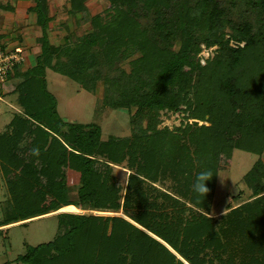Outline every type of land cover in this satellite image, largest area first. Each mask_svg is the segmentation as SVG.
Listing matches in <instances>:
<instances>
[{
  "label": "trees",
  "instance_id": "1",
  "mask_svg": "<svg viewBox=\"0 0 264 264\" xmlns=\"http://www.w3.org/2000/svg\"><path fill=\"white\" fill-rule=\"evenodd\" d=\"M34 1L43 33L45 0ZM70 1L73 9L84 10L86 0ZM107 1L102 13L90 17L92 29L78 42H45L34 65L12 67L21 112L0 134L9 206L0 225L74 205L87 211L121 208L137 226L121 216L58 213L52 240L26 246L15 260L264 264V194L209 216L220 156H229L234 148L257 156L263 151L264 0H243L253 20L245 13L232 19L219 0ZM202 46H216L203 63L198 55ZM135 53L139 55L128 62V72L115 67L114 77L102 75L113 56L124 60ZM46 69L88 92L99 80L110 84L113 92L107 88L95 112L103 106L127 111L130 135L103 140L97 123L63 120L46 89ZM161 111H182L209 124L193 122L175 131L158 128ZM236 130L237 136L229 139ZM122 162L130 171L124 194L112 175L113 165ZM205 169L211 176L205 182L208 192L201 195L193 183ZM165 176L171 180L169 193L152 185ZM244 182L254 195L264 192L260 159L245 173Z\"/></svg>",
  "mask_w": 264,
  "mask_h": 264
},
{
  "label": "rangeland",
  "instance_id": "2",
  "mask_svg": "<svg viewBox=\"0 0 264 264\" xmlns=\"http://www.w3.org/2000/svg\"><path fill=\"white\" fill-rule=\"evenodd\" d=\"M44 3L46 29L42 33L41 26L37 22L34 0H0V46H3L6 52L16 51L24 57L18 63L19 70H24L35 64L37 55L40 53V45L45 42L59 46H63L64 43L72 44L78 42L79 37L89 33L92 29L90 17L102 13L108 6L107 0H86L83 2L84 10L79 11L72 8L70 0H45ZM219 3L226 9V12L232 19H235L241 13L249 16L247 2L243 3V0H219ZM253 16L254 14L250 15L249 18L253 20ZM228 31L229 29H224L225 39L229 36ZM229 44L235 45L231 39H229ZM215 49L216 46L207 49L202 46V50L198 54L200 62L203 63L207 57H211ZM138 55V53H135L124 60L113 56L112 66L110 68H103L101 71L102 75L114 77L118 74L114 70L115 67L118 69L122 68L128 72V62ZM61 59L64 62L67 60L63 55ZM52 62H54V58ZM10 71L8 78L4 80V83L0 84V134L4 132L13 115L21 112L16 104V95L14 94L16 91H13L16 79ZM45 80L46 89L55 98L57 113L63 120L79 123L95 122L100 127L101 138L103 140L108 136L124 137L130 135L131 126L127 111L103 106L100 111L95 112L98 106L103 105L102 100L108 94L107 88L111 86L110 84L99 80L96 82L95 88L91 93L79 89L76 82L50 69L45 70ZM111 92H113L112 87H110V94ZM184 115L185 113L182 111H161L160 122L157 127H167L169 130L175 131L178 127L183 128L185 124L192 126L193 122H196L198 125L209 124L208 122L198 121ZM144 123L143 121L142 124L144 125ZM237 134L236 130L233 134L228 135V138L233 139ZM184 141L189 145L186 139ZM257 159H260L264 165V146L260 156L236 148L231 150L229 156L224 154L220 156L219 170L211 197L209 216L217 217L229 208L250 203L256 197L264 194V192H261L258 195H254L252 189L244 182L245 173ZM3 172L4 169L0 168V222L6 217L9 207ZM129 172L125 167V162L113 165L112 167L113 181L122 188L123 194ZM166 176L162 182L152 183V185L160 191L169 193L171 180L166 178ZM69 191L72 194L74 187H70ZM186 205L188 206L189 204L187 203ZM68 206L75 207L74 205ZM75 208V214L89 213L102 216H121L137 226L128 216L123 214L121 208L117 212L87 211ZM53 211L45 213L48 214L47 216L32 220L31 218L26 219L17 222L18 224H13L12 222L10 223L11 226L1 230L0 264H27L15 260L18 255L26 252V246H36L52 240L59 227V218L56 216L58 213L54 214L52 213ZM183 262L188 264L184 260Z\"/></svg>",
  "mask_w": 264,
  "mask_h": 264
},
{
  "label": "built area",
  "instance_id": "3",
  "mask_svg": "<svg viewBox=\"0 0 264 264\" xmlns=\"http://www.w3.org/2000/svg\"><path fill=\"white\" fill-rule=\"evenodd\" d=\"M5 49L0 47V84L4 83V80L9 75V71H12L14 64H18L23 60V56L18 52H6ZM10 71V73H11Z\"/></svg>",
  "mask_w": 264,
  "mask_h": 264
},
{
  "label": "clouds",
  "instance_id": "4",
  "mask_svg": "<svg viewBox=\"0 0 264 264\" xmlns=\"http://www.w3.org/2000/svg\"><path fill=\"white\" fill-rule=\"evenodd\" d=\"M210 176L211 172L207 169L198 172L196 180L193 183V190L198 194L205 195L208 192L205 182L208 181V177Z\"/></svg>",
  "mask_w": 264,
  "mask_h": 264
},
{
  "label": "crops",
  "instance_id": "5",
  "mask_svg": "<svg viewBox=\"0 0 264 264\" xmlns=\"http://www.w3.org/2000/svg\"><path fill=\"white\" fill-rule=\"evenodd\" d=\"M54 211H55V210H54ZM56 211H57V210H56ZM54 214H55V213H54ZM47 215H48V214L41 215V216H38V217H34V216H33L34 218H31V220H32V219L39 218V217H42V216H47ZM21 221H23V220L13 222V224H14V223L18 224L17 222H21ZM8 226H11V224L9 223V224H5V225H0V232H1V230L7 228Z\"/></svg>",
  "mask_w": 264,
  "mask_h": 264
},
{
  "label": "bare ground",
  "instance_id": "6",
  "mask_svg": "<svg viewBox=\"0 0 264 264\" xmlns=\"http://www.w3.org/2000/svg\"><path fill=\"white\" fill-rule=\"evenodd\" d=\"M59 211H72L73 212V211H76V208L73 206H66V207L60 208Z\"/></svg>",
  "mask_w": 264,
  "mask_h": 264
},
{
  "label": "water",
  "instance_id": "7",
  "mask_svg": "<svg viewBox=\"0 0 264 264\" xmlns=\"http://www.w3.org/2000/svg\"><path fill=\"white\" fill-rule=\"evenodd\" d=\"M52 213H76V211H53Z\"/></svg>",
  "mask_w": 264,
  "mask_h": 264
}]
</instances>
